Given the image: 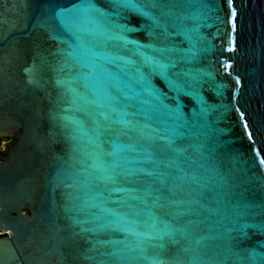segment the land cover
<instances>
[{
    "label": "water",
    "instance_id": "water-1",
    "mask_svg": "<svg viewBox=\"0 0 264 264\" xmlns=\"http://www.w3.org/2000/svg\"><path fill=\"white\" fill-rule=\"evenodd\" d=\"M206 2V19L177 20L176 28L168 19L167 39L149 37L150 21L125 12L119 22L138 29L124 33L137 45L125 46L105 42L97 24L74 11L81 0H0V137L14 138L0 154V229L8 231L0 234V264H262L264 0H233L231 8L227 0ZM95 3L113 12L106 0ZM195 28L191 42L177 34ZM139 44L181 50L171 53L179 61L171 71L187 73L192 87L177 93L151 75L160 100L129 93L120 106L131 105L138 115L128 118L147 124L153 138L121 135L119 124L97 138V123L109 122L100 116L107 109L93 103L98 78L86 50L127 92L134 80L114 57L138 62L128 49ZM201 103L214 109L206 121L196 115ZM168 129H175L172 147L159 138ZM114 144L122 163L146 171L115 184L97 179V145L110 162ZM120 217L136 220L131 227L141 235L121 231Z\"/></svg>",
    "mask_w": 264,
    "mask_h": 264
},
{
    "label": "snow or ice",
    "instance_id": "snow-or-ice-1",
    "mask_svg": "<svg viewBox=\"0 0 264 264\" xmlns=\"http://www.w3.org/2000/svg\"><path fill=\"white\" fill-rule=\"evenodd\" d=\"M106 2L113 9V12L108 13L105 12L102 8L98 7L95 3V0H81V3L75 6L74 11L79 13L80 15L90 17L97 24V31L99 34L104 37V41H123L125 46L127 44L137 45V41L128 40L124 33L137 31L138 29L130 28L126 24H122L119 22V18L123 17L125 12L134 13L139 17L146 18L150 21L149 24L144 27L148 31V36L155 39H160L163 37L167 39L169 36L173 35V33L169 32V23L168 19H172L171 27L176 28L178 25L176 24L177 20H180L181 23L183 21H192L196 23L201 19H206L209 12L212 10L206 0H106ZM229 7L231 8L233 4V0H227ZM155 9L156 11H152ZM236 13L233 9L231 12V16L229 19V23L231 24L232 31H235V22L234 17ZM57 16L61 18V22L67 25H71L73 23V18L69 17L67 20L64 19V12H58ZM115 17V18H114ZM157 30H159L160 35H157ZM199 29L195 28L192 30L184 31L177 34H182L185 36L187 40L190 42L193 39V33L198 34ZM145 47L153 48L155 52L160 53V56L151 55L144 51ZM193 49H195V43H193ZM228 51H233L234 48L227 49ZM131 51L133 55L139 57V61H132L129 58H126L122 55H117L114 57L115 60L121 61L122 63L118 65L120 71L128 77L129 81H133L134 83H125V88L128 89L126 92L124 88L119 87L114 84L110 78L105 77L103 70V66L97 63L99 57L97 53L89 48L86 50L87 56L89 58V67L90 72L96 74L98 78V87H97V100L93 101L96 103L99 108L107 109V111H101L100 116L103 117L105 121L109 122V126L105 127L97 123V127L95 129L96 137L104 134V131H112L110 125L111 124H119L122 125V129L119 134H126L125 130L133 131L138 133L142 137L153 138L151 133L145 132V129L149 126L144 124L140 125L138 120L129 119L128 117H135L138 115L137 112H129L128 108L131 105L120 106L123 104L121 97L124 100L129 98V93H133L136 97H140L142 94L147 95L149 97H153L156 100H160V94L157 89L152 86L151 75H157L162 78L164 81H167L168 86L171 90L177 93H185V88L191 89L192 84L184 79L187 76V73L184 72H172L171 70L177 67L179 61L174 58L171 53L176 51H181L179 49H174L170 47H161L156 48L154 45H143L139 44L137 47L133 49H128ZM168 53L169 55L166 58L164 54ZM194 58V57H193ZM181 59H188L187 57H182ZM131 65V67H130ZM226 67L231 68V64L226 65ZM145 69H148V75L145 74ZM26 71L31 72L30 69ZM193 80L198 79L197 77H192ZM183 81V83H181ZM239 83V80L236 81ZM136 85H139V91H136ZM222 86H217L219 89ZM115 89V91H113ZM116 93H119L117 95ZM188 94V93H185ZM142 103H148L146 100H142ZM161 104L163 103L160 101ZM164 107H167L164 105ZM214 111L211 106L201 103L200 111L196 115L202 117L205 121L208 116ZM144 117L150 118L148 112L142 113ZM241 116L243 114L241 113ZM177 119H183L182 114L177 115ZM244 130L248 132V138L252 139L251 132L248 131V125L245 122ZM152 132H156V129H152ZM170 135L167 137H159L160 139H166L168 146L172 147L176 143L175 138V129H168ZM101 148V152L97 153V158L101 161L96 165L97 169L101 173L97 179L102 180L105 183H117L120 177L131 178L137 174V172H145L146 170L143 168L135 169L128 168L127 164L131 163V161L123 160L119 157V152L115 144L113 146V151L108 152L107 156L112 157L110 162L103 160V151L102 145H97ZM126 147L134 149V145H127ZM175 151H179V149H174ZM261 164H264V160L260 161ZM120 171H117V170ZM147 175H156L155 172H147ZM163 183V181H161ZM115 191H122L123 189H114ZM132 199H137L133 197ZM159 199V198H157ZM105 211H111L105 209ZM138 214V213H133ZM121 231L130 232L133 235H141L137 233L132 225L137 223L136 220H128L125 217H120L116 222ZM152 228H155L156 225L153 223L151 225ZM246 227V226H245ZM84 231H88L89 229H82ZM251 260L255 261L256 257L253 255L250 257ZM264 264V261H262Z\"/></svg>",
    "mask_w": 264,
    "mask_h": 264
},
{
    "label": "built area",
    "instance_id": "built-area-1",
    "mask_svg": "<svg viewBox=\"0 0 264 264\" xmlns=\"http://www.w3.org/2000/svg\"><path fill=\"white\" fill-rule=\"evenodd\" d=\"M11 140L10 139H3L0 140V154L5 153L7 150V147L10 145ZM4 232H8L7 230L0 229V234H4Z\"/></svg>",
    "mask_w": 264,
    "mask_h": 264
},
{
    "label": "flooded vegetation",
    "instance_id": "flooded-vegetation-1",
    "mask_svg": "<svg viewBox=\"0 0 264 264\" xmlns=\"http://www.w3.org/2000/svg\"><path fill=\"white\" fill-rule=\"evenodd\" d=\"M11 142L14 140V138H10Z\"/></svg>",
    "mask_w": 264,
    "mask_h": 264
},
{
    "label": "trees",
    "instance_id": "trees-1",
    "mask_svg": "<svg viewBox=\"0 0 264 264\" xmlns=\"http://www.w3.org/2000/svg\"><path fill=\"white\" fill-rule=\"evenodd\" d=\"M0 140H1V137H0Z\"/></svg>",
    "mask_w": 264,
    "mask_h": 264
}]
</instances>
